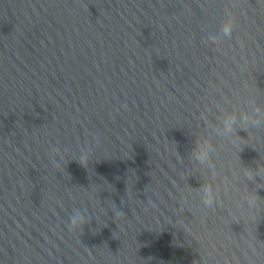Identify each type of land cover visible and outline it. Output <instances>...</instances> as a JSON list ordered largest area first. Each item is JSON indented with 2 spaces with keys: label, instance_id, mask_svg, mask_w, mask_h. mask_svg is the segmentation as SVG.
Here are the masks:
<instances>
[{
  "label": "water",
  "instance_id": "1",
  "mask_svg": "<svg viewBox=\"0 0 264 264\" xmlns=\"http://www.w3.org/2000/svg\"><path fill=\"white\" fill-rule=\"evenodd\" d=\"M228 11L232 38L205 45ZM258 88V0H0V264H264V212L235 207L264 132L212 138L215 173L188 158ZM74 208L91 223L70 232Z\"/></svg>",
  "mask_w": 264,
  "mask_h": 264
},
{
  "label": "clouds",
  "instance_id": "2",
  "mask_svg": "<svg viewBox=\"0 0 264 264\" xmlns=\"http://www.w3.org/2000/svg\"><path fill=\"white\" fill-rule=\"evenodd\" d=\"M259 3L264 5V0H258ZM236 3H232L235 7ZM227 11V10H226ZM236 28L235 18L228 11L226 18L221 22L219 29L215 32H209L207 37L203 40L205 45L211 44L219 47V45L226 39L232 38L234 29ZM230 100H225V105H231ZM128 105L124 104L123 108L127 109ZM119 111V110H118ZM238 131L247 133V139L252 132H264V90L258 88L255 93H248L242 97L241 106L238 108L218 106L217 114L214 117V122H210L205 134L195 137V146L189 151L188 158L194 161L195 165L199 168L207 169L215 173V165L213 163V155L216 153V147L212 143V138H219L224 142L238 145L240 141L247 140L238 134ZM97 143L99 137H96ZM247 145V144H244ZM243 145V146H244ZM243 146L240 147L239 153L242 151ZM53 152L61 153L59 148H53ZM178 152V151H177ZM91 150L87 147H82L76 161L81 166L87 167L90 161ZM183 160V156L178 152L177 156ZM261 159V156H260ZM264 160V159H261ZM54 165L59 164L57 160H53ZM237 179L243 177V182L247 186V191L241 198L235 201V207L241 211H248L256 213L258 211L264 212L262 208L261 198L256 189H264V164L259 161L256 162V167L251 165L245 166L241 162V168L236 173ZM249 182L254 187L249 188ZM199 192L200 203L204 209L214 210L219 204L222 203L220 199V192L218 188H214L212 184L204 182L200 187L196 188ZM89 210L84 208H74L68 221L69 231L83 229L86 224L91 223V216L86 215ZM114 216H125V213L117 208L113 214Z\"/></svg>",
  "mask_w": 264,
  "mask_h": 264
}]
</instances>
